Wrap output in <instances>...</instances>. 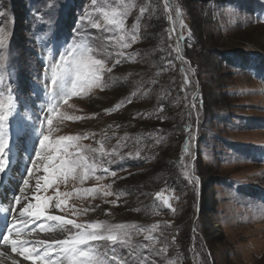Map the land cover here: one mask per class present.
Instances as JSON below:
<instances>
[{"label": "rangeland", "instance_id": "obj_1", "mask_svg": "<svg viewBox=\"0 0 264 264\" xmlns=\"http://www.w3.org/2000/svg\"><path fill=\"white\" fill-rule=\"evenodd\" d=\"M125 3L123 31L137 37L127 48L129 37L121 41V30L105 24L92 0H0L8 36L0 48V103L12 105L2 129L9 148L0 194L10 215L20 211L16 196L24 206L39 196L50 199L46 214L128 225L127 243L91 242L105 264H264V0H188L182 9L190 42L181 55L162 0ZM119 4L97 0V7ZM73 43L105 61L103 86L61 103L51 138L79 137L68 151L95 171L83 184L69 178L45 188L42 167L27 176L49 115L43 76ZM36 178L41 187H30ZM24 179L30 188L21 192ZM93 188L92 195L83 191ZM57 192L61 209L54 207ZM37 221L34 241L69 235L47 231L57 222ZM9 254L4 260L33 264Z\"/></svg>", "mask_w": 264, "mask_h": 264}, {"label": "snow or ice", "instance_id": "obj_2", "mask_svg": "<svg viewBox=\"0 0 264 264\" xmlns=\"http://www.w3.org/2000/svg\"><path fill=\"white\" fill-rule=\"evenodd\" d=\"M93 10L100 13L103 17V21L108 26H113L121 30L120 40L125 41L126 36L129 37L127 42L122 44L123 48L130 46L132 42L136 40L135 32L125 33V19L129 12V5L125 3V0H120L119 6H112L110 8L97 7V0H92ZM143 11V9L141 10ZM2 15V13H0ZM94 26L97 29L102 27L99 21L95 22ZM106 30H110L107 29ZM8 36L7 33L0 28V48L6 43ZM91 49L85 47L81 43H73L69 45L63 55L60 56L58 62H53L45 70L43 76L44 79V92L48 97L49 103L47 105V112L49 115L45 116L47 127L44 123L41 124L38 149L35 151L36 160L32 162V169L27 171V176L32 177L34 175L33 169L42 170L47 175L44 177V187H51L56 181H67L69 178L73 180H79L81 184L89 178V170L95 171L87 159L76 153V158L73 159V153L69 152L70 147H77L76 141L79 137H59L58 139H52L51 133L53 131V119L61 103L67 104L73 96L83 94L86 90L93 87H102L103 71L105 69V61L100 58H94L90 55ZM119 61H117L118 63ZM108 68L107 71H111ZM130 102V101H129ZM121 105H116L119 108ZM193 107L195 105L193 104ZM111 111V110H106ZM12 114V105L9 104L7 110H4V104L0 103V173H3L8 163V154L6 149L9 148V141L3 133L4 122L9 119ZM78 119V117L74 118ZM63 122V118L60 121ZM190 131V129H186ZM187 150V145H186ZM99 151L103 153V148ZM109 170L104 169L107 173ZM115 176V172L111 173ZM98 180L103 177H96ZM192 179H195L193 177ZM23 188L29 187V179L23 180ZM36 188H40V179H36ZM111 187L110 185L108 186ZM85 194H95L96 189H84ZM105 196L112 195L110 191L103 193ZM60 193L57 192L54 207L61 209L64 204V200L60 199ZM65 197L68 193L63 194ZM27 199V197H24ZM35 203L29 202L27 206L21 204V197L16 196L14 198V204L20 206L19 217L26 218L21 222L24 229H27L30 235L33 231L29 225L34 221L41 218L46 221L57 222L53 227L49 225L47 231L49 232H68L69 235L64 239H55L52 241L45 240H21L20 236L24 235V231L16 229L13 238L10 240L9 236L13 235L12 229H8V235L0 236L4 245H10L11 250L18 256L24 259H32L33 264H105L107 259L106 254H101L94 249L91 242L104 241L109 242L113 246L124 244L129 242L131 233L128 231V225L126 224H107L101 222L94 223H76L72 219H67L60 215L46 214L49 208L50 199L41 200L39 196H34ZM168 203L167 200L164 201ZM89 209H85L87 212ZM174 211V209H172ZM71 226V229H75L72 232L67 226ZM15 227V225H14ZM156 225L146 231L151 232L156 229ZM40 228L43 229L44 225L41 224ZM137 231H144V229H136ZM148 240H153L154 237L148 235ZM55 252V256L52 253ZM4 252H0V256H4ZM47 257V261H45ZM58 257V261L57 258ZM103 257V258H101ZM113 259H118L113 257ZM12 264H17L16 260L12 261ZM110 264V262H109Z\"/></svg>", "mask_w": 264, "mask_h": 264}, {"label": "bare ground", "instance_id": "obj_3", "mask_svg": "<svg viewBox=\"0 0 264 264\" xmlns=\"http://www.w3.org/2000/svg\"><path fill=\"white\" fill-rule=\"evenodd\" d=\"M40 170V169H39ZM42 170V169H41ZM43 171V170H42ZM41 175V174H40ZM37 179V178H36ZM36 179L34 180V182L33 183H30V187H32L34 184H35V182H36ZM29 187V188H30ZM34 187V186H33ZM16 191H17V189H16ZM29 201V200H28ZM32 201V200H31ZM28 204V203H27ZM54 215H57L56 213L54 214ZM15 217H12L11 215H10V202L8 201V200H4L3 199V197H2V194H0V232H3L4 234L3 235H8L9 233H8V229H12V227H13V224L15 225V227L17 228V229H21V230H23L24 231V235H22V236H20L19 237V239H21V240H25V239H27V240H29V239H31V240H33V238H32V236H31V234L29 235L28 234V232H27V229H24V226H23V224H22V220L23 219H26V218H20L19 217V214L17 215H14ZM43 220H45V219H43ZM43 222V221H42ZM42 222H38L37 221V223H36V226H40L41 224H42ZM44 224V223H43ZM29 227L33 230V228L35 227V225H32V223L29 225ZM49 232V231H48ZM13 234H14V231H13ZM36 234V233H35ZM52 237H54V236H52ZM13 238V235H12V237L11 236H9V239L11 240ZM35 240H37V239H35ZM38 240H43V238H41V239H38ZM4 243H3V241H2V239H1V244H0V252H4L5 253V255L4 256H0V262L1 261H4V263L5 264H12V261L13 260H16L17 261V264H26V263H23V262H21V261H19V259L18 258H15V259H11V260H9V259H7V260H4V259H6L7 258V256H9L10 254V252L11 253H14L12 250H11V246L10 245H8V249L6 250V249H1L2 247V245H3ZM4 246H7V245H4ZM13 256V255H12ZM20 257V256H19ZM45 259H47V257H45ZM29 260V259H28ZM58 261V260H57ZM1 264V263H0Z\"/></svg>", "mask_w": 264, "mask_h": 264}, {"label": "trees", "instance_id": "obj_4", "mask_svg": "<svg viewBox=\"0 0 264 264\" xmlns=\"http://www.w3.org/2000/svg\"><path fill=\"white\" fill-rule=\"evenodd\" d=\"M181 1V2H180ZM188 0H169V5L171 8V12L173 15V19H174V26L175 29L178 32V36L182 45V51L184 54H186L187 52V46L189 45V38L187 36V32H185L184 29V19H183V6H188ZM181 8V9H180ZM163 170V168H161V171ZM168 178V177H167ZM150 191V188L148 190ZM143 232L141 231V234ZM157 238H159V236L157 235ZM144 241V239H142V242Z\"/></svg>", "mask_w": 264, "mask_h": 264}, {"label": "water", "instance_id": "obj_5", "mask_svg": "<svg viewBox=\"0 0 264 264\" xmlns=\"http://www.w3.org/2000/svg\"><path fill=\"white\" fill-rule=\"evenodd\" d=\"M162 1H163L164 5L166 7V10L169 11V21H170V25H171V31H172V33L174 34V37H175V42H176V46L178 48V53H179V55H181L182 54L181 44H180V41L178 39V36H177L175 30H173V28H172L173 21H172V15H171V12H170L171 11L170 10V6L168 5L167 0H162Z\"/></svg>", "mask_w": 264, "mask_h": 264}]
</instances>
